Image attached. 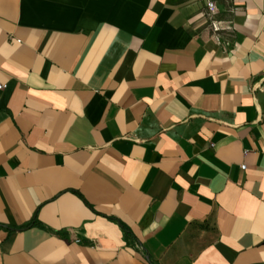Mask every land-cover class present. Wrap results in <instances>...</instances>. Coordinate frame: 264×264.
<instances>
[{
    "label": "crops",
    "instance_id": "crops-1",
    "mask_svg": "<svg viewBox=\"0 0 264 264\" xmlns=\"http://www.w3.org/2000/svg\"><path fill=\"white\" fill-rule=\"evenodd\" d=\"M213 2L0 0V264H264V0Z\"/></svg>",
    "mask_w": 264,
    "mask_h": 264
},
{
    "label": "built area",
    "instance_id": "built-area-1",
    "mask_svg": "<svg viewBox=\"0 0 264 264\" xmlns=\"http://www.w3.org/2000/svg\"><path fill=\"white\" fill-rule=\"evenodd\" d=\"M205 5H206V8L208 10V14H209L210 18L217 15V8H216V5L213 2V0H206ZM220 25H221L220 22H212L211 28H212L213 32L218 33L219 31H221ZM4 89H5V86L0 83V91H2ZM241 169L244 170L245 166H242Z\"/></svg>",
    "mask_w": 264,
    "mask_h": 264
}]
</instances>
